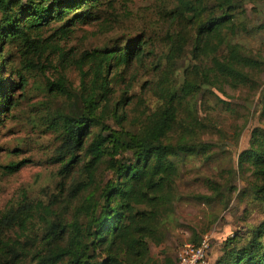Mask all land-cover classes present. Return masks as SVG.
Returning <instances> with one entry per match:
<instances>
[{
	"label": "trees",
	"instance_id": "16d2710c",
	"mask_svg": "<svg viewBox=\"0 0 264 264\" xmlns=\"http://www.w3.org/2000/svg\"><path fill=\"white\" fill-rule=\"evenodd\" d=\"M112 1L0 0V115L15 103L11 89L15 79L23 81L21 72L9 68L15 58L23 71L43 76L50 97L67 100L65 107L49 112L58 131L52 150L58 163L57 190L46 204L23 203L0 215V264H157L150 257V243H161L168 232L179 165L187 156L208 159L215 145L200 138L198 133L208 125L194 112L192 99L208 88L222 93L226 84L252 86L251 73L264 66L263 58L243 53L222 34L233 30L243 3L251 0H173L170 17L181 20L177 24L181 28L189 26L190 34L176 35L169 60L181 52L183 40L190 44L195 63L184 69L179 84H159L162 101L137 131L126 130L121 126L126 120L123 98L111 97L109 69L132 53L141 54L139 40L83 49L76 56L61 45L75 23L99 19L101 6L109 8ZM256 28L264 29V22ZM70 67L77 73V87L66 76ZM259 104L262 109L264 90ZM181 112L183 119L178 116ZM24 163L11 162L2 169L15 172ZM99 167L110 177L94 189ZM235 171L248 173L236 196L247 198L262 219L249 231L228 236L212 264H264V127L251 129L248 146L237 154L236 169L226 170L230 177ZM72 173L76 177L67 183ZM205 184L211 195H191L202 204L221 197L226 202L234 189L226 183L222 192V186L210 179ZM90 187L91 194L83 195L75 213L54 207L58 201L71 202ZM33 214L41 227L28 234ZM188 240L196 245L200 239L191 230Z\"/></svg>",
	"mask_w": 264,
	"mask_h": 264
},
{
	"label": "rangeland",
	"instance_id": "374dc122",
	"mask_svg": "<svg viewBox=\"0 0 264 264\" xmlns=\"http://www.w3.org/2000/svg\"><path fill=\"white\" fill-rule=\"evenodd\" d=\"M173 5V0H113L109 8L101 6L99 19L75 23L61 41V45L76 56L83 49L114 47L131 38L139 40L141 54L133 56L132 53L125 62L109 69L111 97L114 100L123 98L120 104L126 112V120L121 126L126 130L137 131L162 101L157 90L159 84L163 86L165 81L179 84L184 69L195 63L188 51L190 44L183 40L181 52L169 60L170 44L176 35L186 38L190 34L189 26L181 28L177 25L181 20L170 17ZM260 22H264V0L246 1L243 11L235 18L233 30L226 29L222 34L228 42L238 44L243 53L264 59V29L256 28ZM10 66L21 72L23 81L15 79L11 85L15 103L0 115V215L23 203H30L32 207L46 204L56 192L58 163L52 158V150L57 145L58 131L52 127L49 112L67 103L64 98L47 94L41 74L23 71L16 58ZM251 74L255 80L252 86L231 88L226 84L222 93L208 88L207 92L198 93L192 99L194 112L208 125L198 134L215 145L208 159L200 155L187 156L179 165L168 232L161 243H150L149 254L157 264L176 261V252L182 243L189 242L191 230L197 239L203 235L208 237L209 250L201 264H212L228 236L235 231L247 232L249 226L262 219L258 209L247 203V198L236 196L248 173L235 171L230 177L226 172L228 167L236 169L237 154L248 146L251 129L264 127V104L262 109L259 104L264 90V66ZM66 76L71 85L77 87L78 78L73 67L67 69ZM219 99L228 105H222ZM178 116L183 119L184 113ZM19 160L25 163L17 171H3L2 166ZM73 173L66 179L67 183L76 177ZM95 175L94 189L109 179L110 172L99 167ZM206 179L219 183L222 192H225L226 183L232 184L230 198L226 202L222 197L216 198L204 204L191 198L193 194L211 195ZM91 188L67 204L58 201L54 207L71 215L83 195L91 194ZM27 225L28 234L39 232L41 227L35 214ZM167 258L170 262L165 261Z\"/></svg>",
	"mask_w": 264,
	"mask_h": 264
},
{
	"label": "built area",
	"instance_id": "2783aa9c",
	"mask_svg": "<svg viewBox=\"0 0 264 264\" xmlns=\"http://www.w3.org/2000/svg\"><path fill=\"white\" fill-rule=\"evenodd\" d=\"M209 250V239L201 236L198 244L184 242L176 252V264H201Z\"/></svg>",
	"mask_w": 264,
	"mask_h": 264
}]
</instances>
